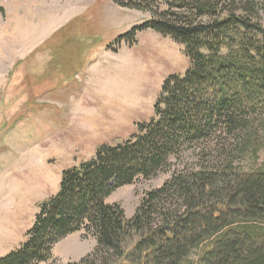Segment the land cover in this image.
Returning <instances> with one entry per match:
<instances>
[{
	"label": "trees",
	"instance_id": "1",
	"mask_svg": "<svg viewBox=\"0 0 264 264\" xmlns=\"http://www.w3.org/2000/svg\"><path fill=\"white\" fill-rule=\"evenodd\" d=\"M113 1L151 16L116 44L152 29L184 45L190 65L184 76L166 79L150 123L63 172L59 192L40 205L24 244L0 264L46 262L62 239L82 229L97 247L67 264H264V170L248 172L240 163L246 153L257 155L264 132V3ZM212 140L217 144L200 168L149 191L131 218L106 202L119 187L157 175L171 157ZM198 250L203 254L193 263Z\"/></svg>",
	"mask_w": 264,
	"mask_h": 264
},
{
	"label": "rangeland",
	"instance_id": "2",
	"mask_svg": "<svg viewBox=\"0 0 264 264\" xmlns=\"http://www.w3.org/2000/svg\"><path fill=\"white\" fill-rule=\"evenodd\" d=\"M260 16L264 26V6ZM150 17L113 0H0V257L24 244L64 171L150 123L166 79L186 73L185 46L155 30L116 44ZM257 143V155H243L245 171L264 170L263 131ZM216 144H194L171 157L166 170L119 187L106 202L131 218L149 191L177 172L200 168ZM135 241L129 238V250ZM96 247L94 235L82 229L40 264L80 261ZM202 254L195 251L191 261Z\"/></svg>",
	"mask_w": 264,
	"mask_h": 264
}]
</instances>
